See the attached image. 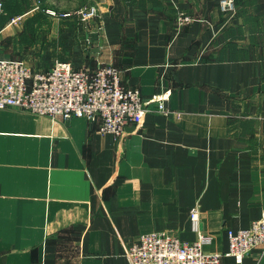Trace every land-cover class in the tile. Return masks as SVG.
<instances>
[{
    "label": "crops",
    "instance_id": "1",
    "mask_svg": "<svg viewBox=\"0 0 264 264\" xmlns=\"http://www.w3.org/2000/svg\"><path fill=\"white\" fill-rule=\"evenodd\" d=\"M236 2L228 20L219 0H0L3 58L111 64L171 110L155 104L116 137L86 117L0 109V264H129L127 247L155 231L227 253L228 229L261 217L264 0ZM222 264H264V251Z\"/></svg>",
    "mask_w": 264,
    "mask_h": 264
},
{
    "label": "built area",
    "instance_id": "2",
    "mask_svg": "<svg viewBox=\"0 0 264 264\" xmlns=\"http://www.w3.org/2000/svg\"><path fill=\"white\" fill-rule=\"evenodd\" d=\"M219 7L228 20L238 10L236 0H219ZM97 13L96 5H90L77 14L82 21H89ZM177 20L184 25L193 17L178 11ZM167 99L166 93L144 99L138 88L122 84L121 69L111 64L99 62L94 70L88 71L75 68L69 61H58L51 69L31 70L21 61L0 55V109L14 107L64 119L86 117L99 121L101 132L121 137L129 123L143 121L155 104L161 112L170 113ZM191 218L199 223L200 211L193 209ZM228 235L227 253L206 251L204 245L210 240L204 236L190 242L166 231H155L139 235L125 254L129 264H222L225 255L242 263L255 247L264 251V210L249 227L228 229Z\"/></svg>",
    "mask_w": 264,
    "mask_h": 264
}]
</instances>
